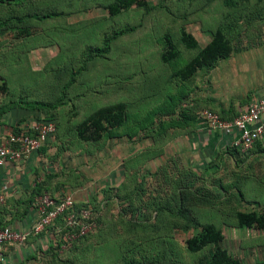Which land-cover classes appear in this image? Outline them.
<instances>
[{"label":"rangeland","instance_id":"374dc122","mask_svg":"<svg viewBox=\"0 0 264 264\" xmlns=\"http://www.w3.org/2000/svg\"><path fill=\"white\" fill-rule=\"evenodd\" d=\"M143 2L0 0V108H27L55 124L49 139L61 178L117 182V169L125 170L92 206L97 223L88 236L22 264H207L213 245L191 253L184 242L208 224L230 259L264 264V229L235 219L264 218V163L251 148L232 156L230 148L197 147L190 134L201 112L223 117L196 100L197 81L202 93L241 107L251 100L244 93L264 83V0ZM216 29L229 55L176 75ZM165 38L176 51L166 62ZM117 103L121 125L97 141L78 137L89 115ZM152 157L154 165L144 164Z\"/></svg>","mask_w":264,"mask_h":264},{"label":"crops","instance_id":"0c3cea01","mask_svg":"<svg viewBox=\"0 0 264 264\" xmlns=\"http://www.w3.org/2000/svg\"><path fill=\"white\" fill-rule=\"evenodd\" d=\"M206 75V81H210V83L216 85L215 77H217V73H214V70H208ZM201 85L202 84L197 81L196 87L193 89V92L195 90L194 94L196 100L198 102H202L200 101L201 99L204 100L203 102L209 106H207L208 108L214 109L215 112L218 111L217 113H221L225 118L236 116L246 107V105L241 107L235 104L234 106L230 103L220 102L221 100H218V93H212L210 96L209 94L206 95L204 92L202 93ZM250 92L244 93L245 99L251 96L249 102L258 98H264V83L251 88ZM219 94L221 95L222 91H220ZM35 117H37L36 113L27 108L9 107V109H5L0 115V144L3 143L12 132L21 127H25L31 121L35 120ZM191 118L192 116H189L188 120ZM197 118L192 127V133H190L191 135L193 134V137L196 135L194 138L198 140L197 147H207L216 150L220 148H230L229 151L232 150L231 143L235 137L234 132L219 133L217 131H211L205 126L200 117ZM50 137L51 136L47 138L41 149L32 152L25 159L14 162L7 161L0 166V197L3 199L0 204V227L6 226L18 233H28L37 217L35 209L32 206L33 198L37 195V191L48 193L55 198L68 195L72 197L76 206L85 203L92 207L95 204L103 203L102 194L106 192L107 188L111 187L113 184L120 186L122 181L121 178L125 173L124 169H117L116 173L120 175V177H118L120 179L116 180L117 182L111 180L107 182L103 178V180L93 178L87 180V182L78 183V180L72 182L68 178H61L59 175L61 168L57 160H53L56 147L53 142H50ZM236 149L237 150L235 153L233 152V154L239 153L240 149ZM251 151L252 154H254L251 157H259L264 163V140L254 144L251 147ZM153 159V157L148 158L144 164L148 163L154 165L155 161H153ZM133 163L134 166L138 165L136 162ZM60 225L61 222L58 221L55 227H47L38 234L29 233L26 241L22 244L6 246L4 248V264H22L39 255H56L57 231Z\"/></svg>","mask_w":264,"mask_h":264},{"label":"built area","instance_id":"2783aa9c","mask_svg":"<svg viewBox=\"0 0 264 264\" xmlns=\"http://www.w3.org/2000/svg\"><path fill=\"white\" fill-rule=\"evenodd\" d=\"M205 126L219 133L234 132L231 146L241 151L250 149L254 143L264 140V98L249 102L246 107L232 118H222L210 111H203L199 116ZM55 124L40 116L25 127L12 132L0 144V166L5 162L23 160L32 152L41 149L47 138L54 135ZM3 199L0 197V204ZM32 206L36 220L28 233H18L6 226L0 227V264L5 263L4 248L12 244H22L29 233L38 234L47 227H55L61 222L57 231L56 251L70 248L88 236L96 228V214L89 204L76 206L72 197L64 195L55 198L42 192L34 196Z\"/></svg>","mask_w":264,"mask_h":264},{"label":"trees","instance_id":"16d2710c","mask_svg":"<svg viewBox=\"0 0 264 264\" xmlns=\"http://www.w3.org/2000/svg\"><path fill=\"white\" fill-rule=\"evenodd\" d=\"M131 3L144 5L143 0H123L121 5H123V7H127ZM182 41L190 49L196 47L194 40H192L186 34L182 35ZM164 42L167 49L161 54V60L166 62L175 57L176 51L167 38L164 39ZM229 53L230 47L227 41L224 39L221 31L216 29L212 33L209 41L204 46H202L199 51L180 70L176 72V75L180 76L181 78H185L200 68H210L216 60L226 58ZM1 89L2 88H0V90ZM8 108L9 107L0 108V115L5 109ZM123 110L124 105L121 103L98 109L77 126L78 137L85 141L88 139H91L92 141L99 140L104 129L121 125L123 122ZM38 118L39 116L35 117V119ZM229 118H232V116H229ZM43 119L46 121H51L45 117H43ZM84 134L88 135L85 136ZM236 150V148L232 147V152L228 150L227 153H230L233 156V152L235 153ZM39 193L41 192H36V194ZM235 219L238 226L264 229V218L262 216L255 215L253 212L237 213L235 215ZM221 241L222 235L220 231L213 225L208 224L201 228V231L197 236L186 239L184 244L187 251L191 253L196 252L207 245H213L215 250L210 255L207 264H239L236 260L230 259L225 250L217 247L218 243Z\"/></svg>","mask_w":264,"mask_h":264}]
</instances>
